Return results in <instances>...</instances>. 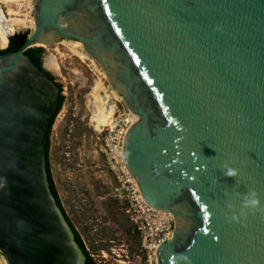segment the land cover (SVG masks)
<instances>
[{
    "label": "water",
    "instance_id": "water-1",
    "mask_svg": "<svg viewBox=\"0 0 264 264\" xmlns=\"http://www.w3.org/2000/svg\"><path fill=\"white\" fill-rule=\"evenodd\" d=\"M34 18L19 50L0 54L6 264H86L47 171L60 88L25 54L64 39L137 117L124 162L175 220L158 263L264 264V0H35Z\"/></svg>",
    "mask_w": 264,
    "mask_h": 264
},
{
    "label": "rangeland",
    "instance_id": "rangeland-1",
    "mask_svg": "<svg viewBox=\"0 0 264 264\" xmlns=\"http://www.w3.org/2000/svg\"><path fill=\"white\" fill-rule=\"evenodd\" d=\"M29 9L27 3L21 11ZM7 14L1 5V18ZM17 30L27 36L32 32L28 26ZM9 43L0 44V49H7ZM42 65L63 97L49 132V167L62 209L93 264H145L139 236L125 217L124 203L116 197L114 180L101 152V133L104 136L106 127L97 132L91 122L94 88L103 85L101 94L115 106L114 124L129 109L123 100L113 99L114 90L103 69L74 53L64 40L42 48Z\"/></svg>",
    "mask_w": 264,
    "mask_h": 264
},
{
    "label": "built area",
    "instance_id": "built-area-1",
    "mask_svg": "<svg viewBox=\"0 0 264 264\" xmlns=\"http://www.w3.org/2000/svg\"><path fill=\"white\" fill-rule=\"evenodd\" d=\"M34 12L35 5L33 17ZM131 118V112L120 114L113 128L104 129L101 152L114 180L116 197L124 203L125 217L139 236V248L145 264H159L158 248L172 236L175 220L170 212L154 209L144 200L137 180L124 162L123 144L132 125Z\"/></svg>",
    "mask_w": 264,
    "mask_h": 264
},
{
    "label": "bare ground",
    "instance_id": "bare-ground-1",
    "mask_svg": "<svg viewBox=\"0 0 264 264\" xmlns=\"http://www.w3.org/2000/svg\"><path fill=\"white\" fill-rule=\"evenodd\" d=\"M28 3L30 9L28 12L24 13L21 9L25 8ZM5 5L7 9V18L2 19L0 15V44L6 46L9 42L7 30L12 32L16 30V27L24 28L25 26L31 27L32 31L35 28V19L32 16V8L34 6V0H0V6ZM14 5L17 6L14 7ZM22 7V8H21ZM21 8V9H20ZM14 32V31H13ZM64 42L70 46L71 50L74 53L79 54L82 58H89L93 64L96 65V62L91 58L85 51L84 46L79 41L67 40L64 39ZM82 51H81V50ZM103 85L98 84L91 95V106L93 109L92 124L97 132H101L104 127L113 128L114 127V110L115 106L110 105V98L106 95L101 94ZM113 93L114 100H123L115 91ZM132 115L131 122L132 124L137 121V117ZM0 264H6L4 259L0 255Z\"/></svg>",
    "mask_w": 264,
    "mask_h": 264
},
{
    "label": "trees",
    "instance_id": "trees-1",
    "mask_svg": "<svg viewBox=\"0 0 264 264\" xmlns=\"http://www.w3.org/2000/svg\"><path fill=\"white\" fill-rule=\"evenodd\" d=\"M26 38H27L26 34H16V35H14V37L12 38V43L9 46V48H7L5 50H1L0 49V54H6V53H9V52L18 51L19 48L22 46V44L25 42ZM25 54L32 59V61L36 64V66L38 68H40L41 71H43L49 77V79L54 80V78L50 74V72L47 71L42 65V48H31V49L27 50L25 52ZM60 93H61V90H60ZM62 102H63V97L60 95L59 106H58L57 112L59 111ZM57 112H56V114H57ZM52 124H53V121H52ZM45 153H46V159H47V171H48V177H49V181H50L51 190H52L54 196L57 199L58 205L61 207V203L59 201V198H58V195H57L54 183H53L50 167H49V136H48V140H47V143H46V151H45ZM61 209H62V207H61ZM63 212H64V210H63ZM64 214H65V212H64ZM65 216H66V214H65ZM66 219L68 220L69 224L71 225V222L69 221L67 216H66ZM71 227L73 228L72 225H71ZM73 230H74V228H73ZM74 232H75V230H74ZM75 236H76V241L78 242V244L80 245V247L82 248V250L84 251V253H85L86 257H87L86 264H93L92 258L86 252V250H85V248H84V246L82 244V241H81L79 235L76 232H75Z\"/></svg>",
    "mask_w": 264,
    "mask_h": 264
},
{
    "label": "clouds",
    "instance_id": "clouds-1",
    "mask_svg": "<svg viewBox=\"0 0 264 264\" xmlns=\"http://www.w3.org/2000/svg\"><path fill=\"white\" fill-rule=\"evenodd\" d=\"M225 174L228 176H234L236 175V172L232 168H227ZM258 204H259V200L257 199L255 192H250V194L244 198L243 206L245 208H249V207L255 208L257 207Z\"/></svg>",
    "mask_w": 264,
    "mask_h": 264
},
{
    "label": "flooded vegetation",
    "instance_id": "flooded-vegetation-1",
    "mask_svg": "<svg viewBox=\"0 0 264 264\" xmlns=\"http://www.w3.org/2000/svg\"><path fill=\"white\" fill-rule=\"evenodd\" d=\"M16 29H20L19 27H16ZM16 34H20V32H18V33H16ZM15 35V34H14ZM14 35L11 37V39H10V43H9V46L11 45V43H12V38L14 37ZM9 46H8V48H9ZM5 50V49H4Z\"/></svg>",
    "mask_w": 264,
    "mask_h": 264
}]
</instances>
